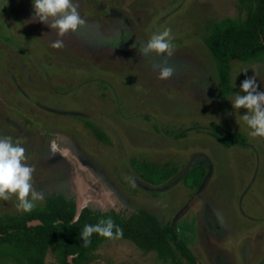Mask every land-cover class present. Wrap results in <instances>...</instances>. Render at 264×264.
Masks as SVG:
<instances>
[{
	"label": "rangeland",
	"instance_id": "374dc122",
	"mask_svg": "<svg viewBox=\"0 0 264 264\" xmlns=\"http://www.w3.org/2000/svg\"><path fill=\"white\" fill-rule=\"evenodd\" d=\"M249 7L240 0H79L85 25L53 49L57 30L33 17V0H0V136L26 148L35 190L94 211L145 210L175 226L201 264H264V137H251L247 109L232 107L253 70L264 91V62L231 61L232 91L221 98L203 42L208 23L242 21ZM165 28L174 37L175 74L160 80L163 57L140 55L139 44ZM131 160L171 163L178 172L152 186ZM199 166L201 186H186ZM76 175L88 183L84 191ZM17 203L0 200V218L26 214ZM46 264H55L51 250ZM84 264L170 262L112 239Z\"/></svg>",
	"mask_w": 264,
	"mask_h": 264
},
{
	"label": "trees",
	"instance_id": "16d2710c",
	"mask_svg": "<svg viewBox=\"0 0 264 264\" xmlns=\"http://www.w3.org/2000/svg\"><path fill=\"white\" fill-rule=\"evenodd\" d=\"M250 4L244 20L225 18L208 23L204 45L211 56L219 85V95L226 97L232 91L231 61L264 62V0H240ZM219 143L231 141L216 136ZM130 166L144 182L157 186L176 175L178 168L171 163H148L131 160ZM206 176L202 166L192 169L184 178L186 186H201ZM76 202L61 194L44 199L43 206L21 216L0 218V264H46L49 250L55 264H84L105 241L112 240L94 233L91 245L83 246L81 231L87 224L111 217L123 230L125 240L142 252L154 253L158 260L170 264H201L180 238L175 226L163 225L156 216L139 210L129 216L110 209L94 211L83 207L75 220ZM37 220L36 226L27 223ZM70 258V260H69Z\"/></svg>",
	"mask_w": 264,
	"mask_h": 264
},
{
	"label": "clouds",
	"instance_id": "9594fccd",
	"mask_svg": "<svg viewBox=\"0 0 264 264\" xmlns=\"http://www.w3.org/2000/svg\"><path fill=\"white\" fill-rule=\"evenodd\" d=\"M34 16L38 22L46 24L50 29L57 30L59 37L50 44L53 49L64 47L63 37L68 33H75L83 27L86 21L79 12V0H33ZM174 37L170 28L155 32L150 39L139 44V54L148 57L155 53L163 57L157 66L158 79L169 80L175 74V69L169 64L174 56ZM246 72V71H245ZM241 82V91L244 95L235 94L232 101L234 109H247V114L242 116L251 131L253 138L264 137V91H258L256 72ZM53 154L57 151L55 142L51 143ZM67 156L65 150L61 153ZM26 148L19 143H14L10 136H0V200L8 201L16 197L17 211L31 212L39 202L45 199V193L37 191L33 185L34 166L26 163ZM98 234L106 239H121L123 230L115 224L111 217L100 219L98 223L84 226L80 233L83 246L91 245L92 234Z\"/></svg>",
	"mask_w": 264,
	"mask_h": 264
},
{
	"label": "water",
	"instance_id": "95a60500",
	"mask_svg": "<svg viewBox=\"0 0 264 264\" xmlns=\"http://www.w3.org/2000/svg\"><path fill=\"white\" fill-rule=\"evenodd\" d=\"M75 165V164H74ZM78 170H81L80 168H77ZM74 171H75V169L72 167V171H71V173L73 174L74 173ZM84 173H87L86 171H83ZM71 174V175H72ZM87 175H88V177H89V180L90 181H93L94 180V178L91 176V175H89L88 173H87ZM72 180H73V176H72ZM95 181V180H94ZM73 183H74V181H73ZM96 183V182H95ZM96 185V184H95ZM75 186V185H74ZM75 188H76V186H75ZM76 191L78 192V190H77V188H76ZM78 194H79V192H78ZM83 207H85V206H79V204H78V202L76 203V213H75V220L77 219V217H78V215H79V213H80V211H81V209L83 208ZM40 224V222L39 221H37V220H34V221H31V222H29V223H27V225L28 226H36V225H39ZM69 260H70V258H69Z\"/></svg>",
	"mask_w": 264,
	"mask_h": 264
},
{
	"label": "bare ground",
	"instance_id": "6f19581e",
	"mask_svg": "<svg viewBox=\"0 0 264 264\" xmlns=\"http://www.w3.org/2000/svg\"><path fill=\"white\" fill-rule=\"evenodd\" d=\"M82 177V176H81ZM83 178V177H82ZM76 181H77V183H78V185H79V188L82 190V191H84L85 190V188H86V186H87V184L85 183V180L84 179H80L79 178V176H77L76 175Z\"/></svg>",
	"mask_w": 264,
	"mask_h": 264
}]
</instances>
